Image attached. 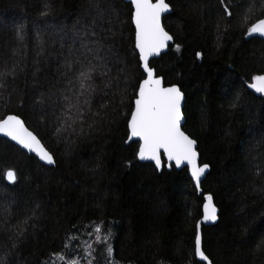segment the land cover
<instances>
[{
	"label": "trees",
	"instance_id": "trees-1",
	"mask_svg": "<svg viewBox=\"0 0 264 264\" xmlns=\"http://www.w3.org/2000/svg\"><path fill=\"white\" fill-rule=\"evenodd\" d=\"M167 2L171 13L163 26L173 44L151 65L165 86L177 85L184 94L182 129L196 140L201 163L210 167L200 195L187 169L164 167L159 173L135 159V142L126 143V114L142 78L129 4L100 0L111 19L97 21L105 29L100 35L109 50L116 111L110 108L107 121L68 145L39 121L33 101L56 83L62 60L56 30L71 34L78 22L90 21L96 0H0V58L10 61L20 24L27 46V64L9 81L11 95L0 100V116L21 115L56 160L43 166L0 138V208L10 207L13 223L33 209L36 216L35 227L30 224L17 240L10 264H63L59 254L87 264L86 241L92 244L93 264H101L106 253L95 243L98 224L102 232L111 229L115 264H201L193 252L205 194L212 195L219 211L217 224L202 227V248L213 264H264V249L257 250L264 238V193L254 191L264 188V95L242 88L252 76L264 74V39L245 35L252 22L264 18V0ZM38 31L46 58L35 56ZM237 93L241 99L230 107ZM8 169L17 172L16 185L3 178ZM9 249L11 241L0 234V255Z\"/></svg>",
	"mask_w": 264,
	"mask_h": 264
},
{
	"label": "snow or ice",
	"instance_id": "snow-or-ice-1",
	"mask_svg": "<svg viewBox=\"0 0 264 264\" xmlns=\"http://www.w3.org/2000/svg\"><path fill=\"white\" fill-rule=\"evenodd\" d=\"M223 2L224 0H221V3ZM93 7L95 14L91 16V20L78 22L71 34L63 29L56 30L61 41L58 56L62 58L56 83L49 84L47 91L40 92L33 101V111L40 113L39 121L51 127L52 135L57 141H63L68 145L75 143L77 138L88 134L95 130L97 125L107 121L110 108L113 113L116 111L114 78L107 58L109 50L106 49L100 35L105 29L102 24L97 23L104 21L106 17L110 23L111 12L101 7L100 0H96ZM130 7L131 22L135 26L134 49L138 53L137 63L142 78L137 79L134 98L131 99L126 114L127 141L137 144L135 159L152 162L157 171L164 166L169 168L173 165L176 168L186 166L195 189L199 192L202 177L209 170V165L198 162L197 142L181 128L184 94L176 85L165 86L164 78L157 74L150 59L160 56L173 40V36L162 25V15L170 11V3L167 0H130ZM224 11L228 16L232 15L227 7ZM217 29L219 31V25ZM107 31L110 32L111 28L109 27ZM245 35L264 38V18L252 22L246 28ZM15 39L17 46L11 50L10 61L0 58V100L5 99L6 93L11 95L8 92L9 81L14 82L27 64L23 24L16 26ZM46 47V42L38 31L34 42L35 56L46 58ZM179 47L176 45L177 50ZM196 57L200 58L201 53L197 52ZM33 64L35 68L32 74L36 77L39 71V59L34 60ZM116 82L118 84L119 80L117 79ZM244 87L264 95V74L252 76L251 82L245 81L242 84V88ZM12 91H15V88H12ZM240 99L241 93H237L230 107H235ZM20 105H23L22 99ZM118 106L121 109L124 107L122 98ZM0 138H8L10 142H15L20 149L34 154L44 165L50 166L56 163L54 154L26 126L25 119L19 114L0 116ZM3 178L11 185H16L18 182V175L14 169L6 170ZM254 191L264 193V188ZM12 216L10 207L0 208V234L6 235L11 241V249L0 255V264H10L12 251L18 246L17 240L24 235L30 224L35 227L33 223L36 218L35 209L32 210L31 215L26 214L15 223L12 222ZM202 219L204 222L217 220V209L210 194L204 197ZM94 233L95 243L105 246L108 264H115L110 243L111 229L102 232L98 224L94 228ZM89 235L91 236L92 233ZM69 239L75 240L77 237L70 235ZM65 246L67 247V244ZM260 249H264V238L257 242V250ZM59 255L63 264H81V258L78 256H69L66 259L63 254ZM193 255L199 258V262L213 264L202 248L200 222L196 225ZM92 256V244L86 241L83 259L87 260V264H93Z\"/></svg>",
	"mask_w": 264,
	"mask_h": 264
},
{
	"label": "water",
	"instance_id": "water-1",
	"mask_svg": "<svg viewBox=\"0 0 264 264\" xmlns=\"http://www.w3.org/2000/svg\"><path fill=\"white\" fill-rule=\"evenodd\" d=\"M124 2L130 5V0H124ZM170 13H171V9H170V11H169L168 13H165V14L162 15V25H163V18H164L165 16H167L168 14H170ZM132 25H133V28H134V35H135V26H134V24H132ZM252 37H257V38H260V39H264V38L259 37V36H256V35H254V36H252ZM172 44H173V40L169 42V46H168L166 49H164V50L162 51V53L160 54V56L150 58L151 61L156 60V59H159L162 55L166 54V53L168 52L169 47H170ZM137 54H138V53H137ZM176 86H177V85H176ZM252 91H253V90H252ZM253 92H254V91H253ZM184 99H185V98H184ZM184 99H183V101H182V121H181V128H183V125H184V122H185L184 115H183ZM182 130H183V129H182ZM1 139H4V140L8 141L10 144L14 145L16 148H18V149L21 150L22 152L26 153L27 155L33 156V157H34V158H35L40 164H42L43 166H46V167H52V166H54V165H50V166H49V165H44L43 162H40V161L38 160V158H36V157L34 156V154H30V153H28L27 150L20 149V147H19L18 145H15V142H10V141L8 140V138H1ZM131 142H133V141H127L126 143L129 144V143H131ZM196 150H197V144H196ZM197 152H198V151H197ZM138 161H139V160H138ZM139 162H140V163H150V164H152V165L154 166V164H153L152 162H150V161H139ZM198 162H199L200 164H202L201 161H200V155H199V152H198ZM164 167H165L168 171L171 170V168H174V169L177 170V171H178V170H182V169H187L186 166H181L180 168H176L174 165H173L171 168H169V167H167V166H164ZM164 167H162V169H163ZM162 169L159 170L158 172L160 173V172L162 171ZM187 171H188V169H187ZM209 171H210V167H209V170L206 172L205 176L202 177L201 184H202V182L204 181V179L206 178V176H207V174L209 173ZM188 175H189V177H190L189 172H188ZM6 181H7V180H6ZM7 182H8V181H7ZM194 187H195V186H194ZM197 192H198V191H197ZM198 194H199V195L202 194V189L198 192ZM206 195H209V194H205V195H203V203H204V197H205ZM213 204H214V201H213ZM214 205H215V204H214ZM216 209H217V207H216ZM218 213H219V211H218V209H217V220H216V221H214V222H213V221H207V222H204L203 219H202V217H203V205H202V216H201V218H200L199 221H198V222H200V232H201V236H202V227H210V226H214L215 224H217V222H218ZM198 222H197V223H198ZM196 260L199 262V258L196 257ZM199 263L204 264V262H199Z\"/></svg>",
	"mask_w": 264,
	"mask_h": 264
},
{
	"label": "rangeland",
	"instance_id": "rangeland-1",
	"mask_svg": "<svg viewBox=\"0 0 264 264\" xmlns=\"http://www.w3.org/2000/svg\"><path fill=\"white\" fill-rule=\"evenodd\" d=\"M101 264H108V262H107V258L102 259V260H101Z\"/></svg>",
	"mask_w": 264,
	"mask_h": 264
}]
</instances>
